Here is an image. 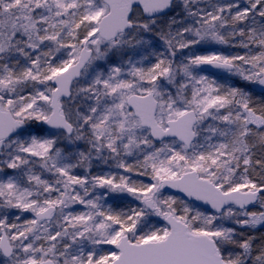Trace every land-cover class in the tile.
<instances>
[{
  "label": "snow or ice",
  "instance_id": "snow-or-ice-1",
  "mask_svg": "<svg viewBox=\"0 0 264 264\" xmlns=\"http://www.w3.org/2000/svg\"><path fill=\"white\" fill-rule=\"evenodd\" d=\"M0 264H264V0H0Z\"/></svg>",
  "mask_w": 264,
  "mask_h": 264
}]
</instances>
